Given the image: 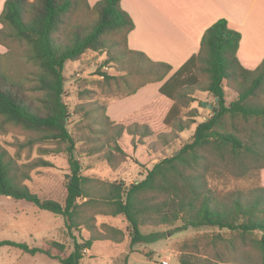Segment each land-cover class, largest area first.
<instances>
[{
  "label": "trees",
  "instance_id": "1",
  "mask_svg": "<svg viewBox=\"0 0 264 264\" xmlns=\"http://www.w3.org/2000/svg\"><path fill=\"white\" fill-rule=\"evenodd\" d=\"M121 0H6L0 13V135L15 134V154L0 144V196L24 201L64 220L69 234L85 230L73 249L57 241L41 247L0 241L24 254H43L60 264H80L95 242L129 247L151 244L187 228L216 229L180 247L178 264H264V59L254 70L237 58L241 35L220 19L204 32L200 49L177 71L129 49L134 25ZM91 17L92 22H87ZM88 52H105L102 66L120 75L98 71L102 95L118 100L149 84L162 83L158 93L172 102L163 123L175 133L194 126L190 141L166 157L141 180L131 184L84 176L77 155H100L113 170L125 160L119 144L123 134L141 146L153 132L138 123L124 125L107 115V104L94 101L95 91H77L72 113L63 102L64 68ZM196 91L216 100L211 115L196 122V111L183 120L182 110ZM227 91L235 94L226 103ZM87 101V102H84ZM71 114L79 117L75 136L67 128ZM17 135L22 137L20 140ZM166 144L176 134L162 136ZM80 144V153L76 146ZM48 146V147H46ZM49 146H55L50 148ZM41 155L63 153L69 175L63 204L40 199L23 184L30 171L50 163L36 159L19 164L23 151ZM252 181L249 188L230 183ZM123 217L125 230L102 224L97 217ZM143 227L172 228L143 235Z\"/></svg>",
  "mask_w": 264,
  "mask_h": 264
},
{
  "label": "rangeland",
  "instance_id": "2",
  "mask_svg": "<svg viewBox=\"0 0 264 264\" xmlns=\"http://www.w3.org/2000/svg\"><path fill=\"white\" fill-rule=\"evenodd\" d=\"M93 17L87 20L92 22ZM6 53V51H5ZM3 53V54H5ZM106 59L105 52H88L83 55L79 61L67 63L64 68V95L63 102L67 105L69 113H72L74 107L78 104L77 91L86 88L95 91L94 101L107 104L110 100L102 95L96 82L100 80L98 71L107 72L110 75H120L114 68L106 66L103 70V61ZM158 93L155 94L158 97ZM235 94L227 91L226 103L234 99ZM153 98V97H152ZM155 98V97H154ZM152 99L155 102V99ZM195 101L190 104L189 108L182 110L183 120H188L189 112L196 111V122H201L211 115L212 108L216 106V100L209 94L196 91L194 93ZM162 101H168L160 97ZM87 102V101H84ZM167 103V102H166ZM79 117L71 114L67 121V128L75 136L74 126ZM132 124L131 122L124 125ZM147 125L153 132L150 137L145 138L141 146H132L131 137L123 134L119 139V144L124 150L125 160L115 170L111 169L101 158L100 155L85 156L77 155L81 165V173L84 176L100 179L106 182L123 181L126 184L134 183L141 180L146 171L151 169L166 157L172 156L183 144L190 141L194 130L192 125L189 130L182 133H175L172 125H165L161 116L154 114L149 123L139 122ZM176 134V138H170L168 143L162 141V136ZM15 134L0 135V144L11 154L14 155L16 148L13 143ZM22 140V137L17 135ZM144 141V140H143ZM48 147V146H46ZM54 148L55 146H49ZM77 152L80 153V144L76 146ZM27 152L23 151L19 164L31 163L36 159H43L50 163L47 167H36L30 171L29 179L24 181V185L43 200H52L60 204L64 203L66 197V184L69 175L67 157L63 153L50 154L41 156L34 149L30 158L26 159ZM262 180V182H261ZM258 184L264 186V173L261 172ZM230 185L249 188L253 182L244 180L230 183ZM97 226L107 224L121 230H125L127 222L121 216L116 218L97 217ZM172 228H150L143 227L140 229L143 235L153 232L171 231ZM217 232L216 229L187 228L184 231L175 232L168 235L165 239L151 244H138L130 249L129 238L126 233L124 241L121 244L111 242H95L89 250L84 252L85 258L80 264H178L181 256V245L191 242L204 235ZM80 242V238L87 240L89 234L85 230L79 232L72 231L69 234L65 228L64 220L61 217H55L52 214L41 211L33 205L24 201H16L8 197L0 196V241H11L15 243L26 244L29 247H41L48 241H57L64 244L68 251L73 249V240ZM0 264H60L43 254L31 256L24 254L20 250L3 246L0 247Z\"/></svg>",
  "mask_w": 264,
  "mask_h": 264
},
{
  "label": "crops",
  "instance_id": "3",
  "mask_svg": "<svg viewBox=\"0 0 264 264\" xmlns=\"http://www.w3.org/2000/svg\"><path fill=\"white\" fill-rule=\"evenodd\" d=\"M5 1L0 0V13ZM98 1L87 3L93 7ZM120 5L134 25L127 39L129 49L170 65L172 73L198 53L204 32L220 19L241 35L237 58L242 67L254 70L264 59V0H121ZM5 51L0 45V54ZM161 84H149L132 96L109 101L107 115L122 124H147L154 114L163 121L172 102L160 99Z\"/></svg>",
  "mask_w": 264,
  "mask_h": 264
},
{
  "label": "built area",
  "instance_id": "4",
  "mask_svg": "<svg viewBox=\"0 0 264 264\" xmlns=\"http://www.w3.org/2000/svg\"><path fill=\"white\" fill-rule=\"evenodd\" d=\"M102 68H103V70H106V69H107V67H106V66H102Z\"/></svg>",
  "mask_w": 264,
  "mask_h": 264
}]
</instances>
